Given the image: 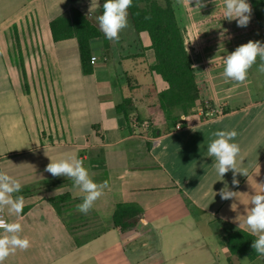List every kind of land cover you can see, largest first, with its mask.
Returning a JSON list of instances; mask_svg holds the SVG:
<instances>
[{"label": "crops", "instance_id": "1", "mask_svg": "<svg viewBox=\"0 0 264 264\" xmlns=\"http://www.w3.org/2000/svg\"><path fill=\"white\" fill-rule=\"evenodd\" d=\"M172 2L199 91L194 112L173 126L147 99L151 84L135 75L165 88L149 70L146 33L134 31L132 43L119 40L123 51L134 46L116 55L121 70L104 34L92 40L95 60L84 75L76 40L53 41L49 23L71 9L93 12L96 0H0V169L20 181L17 195L25 198L19 217L4 215L30 240L4 264H264L261 257L235 258L225 243L234 230L250 234L246 209L264 189V73L257 58L244 83L222 75L224 58L238 46L264 44V9L253 6L249 25L238 27L224 19L223 0H202L201 9L195 0ZM127 97L133 104L126 118L115 107ZM133 119L148 127L134 129ZM217 130L237 132L240 166L248 170L237 174L238 186L231 171L218 180L207 157ZM45 152L52 159L75 154L95 182L107 181L87 215L76 208L82 197L73 182L44 171ZM225 183L236 198L221 199ZM119 204L142 211L123 234L112 225Z\"/></svg>", "mask_w": 264, "mask_h": 264}, {"label": "clouds", "instance_id": "2", "mask_svg": "<svg viewBox=\"0 0 264 264\" xmlns=\"http://www.w3.org/2000/svg\"><path fill=\"white\" fill-rule=\"evenodd\" d=\"M191 2L192 0H190ZM132 3L133 0H105L103 12L97 17V20L106 39L119 42L121 31L128 26V9ZM223 3L224 19L235 20L238 27L249 25L252 7L248 0H223ZM203 7L205 4L202 0H195V8ZM257 58L260 60L258 70L264 73V44L260 41L250 40L238 46L224 58L222 75L226 80L237 84L244 83L249 70L256 64ZM212 136L214 139L210 140L207 145V157L213 160L211 167L219 177L218 180H223L225 174L231 171L233 174L232 185L238 186L237 174L247 176L248 170L240 166L242 164V160L239 159L241 149L239 144L234 142L237 132L235 130H217L212 133ZM49 159L50 163L44 171L53 177L63 176L73 182L76 194L82 197V203L77 204L76 208L80 213L87 215L93 209L95 202L104 194V190L108 188L107 181L95 182L91 178L89 170L84 166L83 160L75 154L59 159L49 157ZM21 189L22 184L18 179L8 171L0 169V264H4L5 260L17 250H27L30 247V240L21 235L22 224L16 221L9 222L4 218L5 212L8 216L15 217L22 214L25 198L22 195H17ZM237 193L229 190L225 183L218 194L221 199L229 200L236 198ZM249 203L252 207L246 209L244 225L250 234L256 237L252 243L255 253L264 258V189L251 195ZM231 208L235 211L236 204L233 203ZM237 220L239 221L238 217Z\"/></svg>", "mask_w": 264, "mask_h": 264}, {"label": "trees", "instance_id": "3", "mask_svg": "<svg viewBox=\"0 0 264 264\" xmlns=\"http://www.w3.org/2000/svg\"><path fill=\"white\" fill-rule=\"evenodd\" d=\"M96 1L98 6L93 12L71 9L69 16L57 17L49 23L53 41L76 40L81 71L84 75L91 74V41L103 35L97 17L103 12L105 0ZM128 13L134 31L137 34L146 33L148 36L149 49L154 60L149 66L150 72L157 75L165 85L162 90H158L155 84L149 85L147 99L156 101L158 109L173 126L179 120L180 114L187 116L194 112L199 99L194 70L185 49L182 29L173 2L133 0ZM132 104L131 98H124L115 110L127 118ZM141 219L140 208L133 204H119L114 210L112 225L119 234H123ZM255 238L243 230H234L226 235L225 243L235 258L252 260L259 257L252 248Z\"/></svg>", "mask_w": 264, "mask_h": 264}, {"label": "rangeland", "instance_id": "4", "mask_svg": "<svg viewBox=\"0 0 264 264\" xmlns=\"http://www.w3.org/2000/svg\"><path fill=\"white\" fill-rule=\"evenodd\" d=\"M248 3L251 5L252 9L254 8L253 6H255V9H264V0H255V4L254 5H252V3H253L252 0H248ZM208 7H212V9H215L214 1H212V4H208ZM56 10H58V9H53V11H56ZM260 13H261V16H264L263 10H260ZM134 33L135 32L133 30V26L131 24V21H130V18H129V13H128V26L121 31L119 40H121V38H122L125 41V43H132V39H134V35H135ZM104 38H105V36H104ZM105 40L110 45V50H111L110 52H111V55L113 56L112 65L114 66L115 69L121 70V67L124 66V64H122V66H121L120 64L117 63L116 58H115L116 55H118L119 53L120 54H125L128 50L133 51L134 46L131 45L130 47H126V48H124V51H123V48L121 47L120 41L119 42H113V41H110V40H108L106 38H105ZM96 47H98V46H96ZM97 54L99 55V51L97 52ZM128 74H127L126 78L123 77V79H122L124 81V83H125V80L127 78L129 79ZM135 75L137 76V79H138L139 82L145 83L146 85L152 84L154 82L150 78H147V77L145 78V76L143 74H141V73H135ZM157 80L160 81L159 77H158Z\"/></svg>", "mask_w": 264, "mask_h": 264}, {"label": "built area", "instance_id": "5", "mask_svg": "<svg viewBox=\"0 0 264 264\" xmlns=\"http://www.w3.org/2000/svg\"><path fill=\"white\" fill-rule=\"evenodd\" d=\"M95 60V57H91L90 58V63L92 64ZM131 124H132V127L134 129H138V128H147L148 127V124L146 122H142V123H139L136 119H133L131 121ZM4 218L6 219L5 215H4ZM7 220V219H6Z\"/></svg>", "mask_w": 264, "mask_h": 264}]
</instances>
